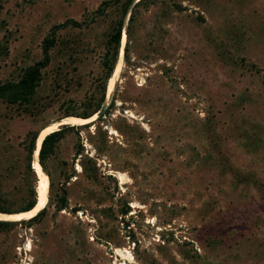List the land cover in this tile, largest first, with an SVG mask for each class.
Wrapping results in <instances>:
<instances>
[{
  "label": "rangeland",
  "instance_id": "374dc122",
  "mask_svg": "<svg viewBox=\"0 0 264 264\" xmlns=\"http://www.w3.org/2000/svg\"><path fill=\"white\" fill-rule=\"evenodd\" d=\"M121 1L0 0L1 81L39 59L57 26L31 102L0 99L7 207L19 204L9 194L31 131L86 118L63 115L93 92ZM131 12L108 111L67 123L45 159L46 210L0 229V264H264V0H155Z\"/></svg>",
  "mask_w": 264,
  "mask_h": 264
},
{
  "label": "trees",
  "instance_id": "16d2710c",
  "mask_svg": "<svg viewBox=\"0 0 264 264\" xmlns=\"http://www.w3.org/2000/svg\"><path fill=\"white\" fill-rule=\"evenodd\" d=\"M130 0L121 1L120 9L122 10V15L119 17L117 22L113 24L111 30L108 32L106 38L104 39V51L101 55L100 66H101V73L98 77V82L96 83L95 87L93 88V92L90 93L86 98L83 100V110L82 111H67L64 113L63 116L72 114L78 115L81 117H86L84 119H89L92 116L96 115L95 112L99 110L101 104L106 98V88L107 83L109 85V81L113 76V70L115 65L117 64V60L119 61L121 55L120 43L121 38L123 41L124 38V31L122 35L123 29V19L124 14L127 10L128 4ZM155 0H136L134 5L132 6V12L129 15V20L132 21L136 16V7L140 4L145 6L152 4ZM177 9L182 8L181 3H175ZM103 5H99L96 12L103 11ZM68 23L80 24L78 21L75 20H65L60 25H65ZM59 26V25H58ZM57 26H53L51 32L43 38L42 41V55L39 59L35 60L33 63L27 65L23 68L22 72L20 73L19 77L16 80L7 79V80H0V99L5 100L9 103L14 104H27L30 103L33 95L36 91V88L41 80V70L44 66H46L51 60L50 48L55 44L56 37L54 34V29ZM127 30V29H126ZM128 31V30H127ZM8 47L4 44H0V53L7 51ZM120 51V52H119ZM119 55V57H118ZM119 58V59H118ZM117 67V66H116ZM116 70V68H115ZM114 70V72H115ZM113 73V74H112ZM110 78V79H109ZM108 111V106L105 107L103 112L99 114L97 117H102L103 114ZM62 116V117H63ZM90 116V117H89ZM74 128V125H68L67 123L60 124L58 129H54L48 132L42 139L39 151H38V160L42 166V169L49 177V187L51 188L52 179L50 176V172L46 168L45 159L46 157L54 152L55 147L58 141L63 137L64 132L66 129ZM39 130L36 129L31 131L29 143L27 145L28 149V163L26 171L23 174L21 183L18 186V189L9 194L12 197L13 203L19 202L18 207L10 208L7 207L9 204L8 197L6 195L0 194V211L1 212H27L33 210L39 201V192H38V185H39V175L37 171L34 169V154L35 149H33V144L38 134ZM82 147H78L76 149V153L81 152ZM32 162V166H31ZM86 168V167H85ZM67 190L66 188H62L61 193L58 195L56 199V209L60 210L64 207L68 206L67 200ZM49 196V195H48ZM19 198V199H18ZM46 206H43L40 210H38L34 215L28 218H21V219H0V229H7L10 228L12 225L16 223H31L35 219L42 216L45 212ZM125 210V209H124Z\"/></svg>",
  "mask_w": 264,
  "mask_h": 264
},
{
  "label": "bare ground",
  "instance_id": "6f19581e",
  "mask_svg": "<svg viewBox=\"0 0 264 264\" xmlns=\"http://www.w3.org/2000/svg\"><path fill=\"white\" fill-rule=\"evenodd\" d=\"M118 65H119V63H118ZM118 68H120V67L117 66L113 76L111 77V79L109 81V87L110 86L112 87L113 77H114V75H115V73H116ZM114 82H115V80H114ZM92 117H94V116H92ZM85 121H86V119H80V118H77V117H74V116L73 117H67L64 120L58 121L57 123H53L52 125L44 127L40 131L38 139H37V142H36V148H35V154H34V158L36 160V163H34L35 164L34 166L37 169L38 174H39V185H38L39 201H38V204L36 205V207L33 210H30V211H27V212L18 213L17 214L18 217H15V218H12V217L9 218V217H7V214L0 213V219L28 218V217L34 215L43 206H45L46 200H47V190L49 188V185H48V181L46 179V175L43 173L42 167H41L40 163L37 160L38 159V151H39V147H40L41 141H42L43 137L48 132H50V131L54 130L55 128H57L59 124H62V123H75L76 124V123H83Z\"/></svg>",
  "mask_w": 264,
  "mask_h": 264
},
{
  "label": "water",
  "instance_id": "95a60500",
  "mask_svg": "<svg viewBox=\"0 0 264 264\" xmlns=\"http://www.w3.org/2000/svg\"><path fill=\"white\" fill-rule=\"evenodd\" d=\"M135 1L136 0H130V2H129V4H128V7H127V10H130L131 9V7L133 6V4L135 3ZM106 105H107V102H106V99L103 101V103L101 104V106H100V108H99V110L98 111H96L95 112V114L98 116L99 114H101L102 112H103V110L105 109V107H106ZM44 127V126H43ZM42 127V128H43ZM41 128V129H42ZM37 137H38V134H37V136H36V139H37ZM36 148V140L34 141V144H33V149H35ZM38 162H39V160H38ZM40 163V162H39ZM44 171V170H43ZM47 198H48V190H47Z\"/></svg>",
  "mask_w": 264,
  "mask_h": 264
}]
</instances>
